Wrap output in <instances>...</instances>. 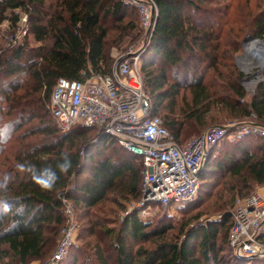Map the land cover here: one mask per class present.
I'll use <instances>...</instances> for the list:
<instances>
[{
    "label": "trees",
    "instance_id": "16d2710c",
    "mask_svg": "<svg viewBox=\"0 0 264 264\" xmlns=\"http://www.w3.org/2000/svg\"><path fill=\"white\" fill-rule=\"evenodd\" d=\"M153 1L157 8L155 25L139 58V69L145 92L152 100L151 115L162 119L174 141L182 145L190 134L184 131L188 123H202L209 113L211 82L208 85L205 81L210 72L217 80H226L227 91L234 95L236 100L227 103L231 112H239L242 118L254 116L264 125V76L244 102L242 74L234 65L242 35L264 42V10L250 21V32L233 33L223 32V13L209 14L194 0ZM44 2H0L4 11L25 12L29 34L37 45L30 49L26 43H14L8 55L0 56V251L6 246L5 253L10 252L21 264L42 258L55 245L65 220L63 198L76 210L87 211L112 196L123 200L140 197L142 164L138 156L124 152L116 140L96 127L76 125L63 131L50 112L58 79L79 81L89 69L101 75L110 72L114 60L106 55L105 48L130 38L131 32L142 34L138 12L124 0H58L54 14L48 16L42 10ZM4 20L13 27L20 18L16 14ZM110 23L114 24L111 28ZM220 68L230 70L228 76ZM185 90L191 101L184 104L182 100L183 108L176 113L178 98ZM36 120L38 125L16 136ZM90 132L96 134L92 139L86 138ZM35 136L40 139L29 145L26 139ZM252 137L256 136L238 139L233 150L239 157L229 158L226 170L235 176L246 171L247 181L264 187V144L255 150L262 154L260 157L241 147L250 144ZM205 169L199 175L201 185H207L204 182L209 179L208 163ZM193 202L177 210L191 208ZM231 226V214L226 213L218 221L191 229L177 245L162 242L171 226L155 228L137 211L126 216L117 234L110 232V246L116 264H210L217 261L221 235L224 243L227 239L232 262L260 261L233 256L228 246ZM96 229L90 228L92 235ZM157 239L153 252L140 247L134 250L135 245ZM67 261L76 264V260ZM97 261L109 264L101 254Z\"/></svg>",
    "mask_w": 264,
    "mask_h": 264
},
{
    "label": "built area",
    "instance_id": "2783aa9c",
    "mask_svg": "<svg viewBox=\"0 0 264 264\" xmlns=\"http://www.w3.org/2000/svg\"><path fill=\"white\" fill-rule=\"evenodd\" d=\"M124 2L138 12L143 30L139 46L117 56L108 74H95L89 69L79 81L58 79L51 94L50 112L63 131L76 125L96 127L141 159L137 211L145 214L151 211V206L175 208L197 198L201 168L229 129L210 128L202 136L179 145L162 119L151 115L152 100L144 89L139 58L152 35L157 8L153 0ZM14 39L12 44L19 41ZM236 129V134L242 137L258 133L264 138V125H240ZM62 205L66 213L60 235L62 242L50 264H58L66 258L71 246L70 235L77 230L71 215L75 211L74 204L63 198ZM230 214L228 246L233 256L240 260H264V187L257 188L247 198L237 199Z\"/></svg>",
    "mask_w": 264,
    "mask_h": 264
},
{
    "label": "rangeland",
    "instance_id": "374dc122",
    "mask_svg": "<svg viewBox=\"0 0 264 264\" xmlns=\"http://www.w3.org/2000/svg\"><path fill=\"white\" fill-rule=\"evenodd\" d=\"M2 1L4 0H0V2ZM57 1L58 0H45L42 5V10L47 13L48 16H52L55 12ZM194 1L199 8L206 10L209 14L214 13L219 16L218 12H221L225 15L222 19L223 32H250V21L256 14L264 10V0ZM16 14L20 20L15 26L12 25L13 27H11L9 23L4 20V18L7 16L11 18ZM204 14L205 13L199 16L203 18L205 17ZM128 20L129 19H126L124 23ZM113 25V23H110L108 27L111 28ZM25 32L26 34H23ZM137 33L138 32H131L130 38H125L119 44L114 43L107 45L105 48L106 55L114 60L117 56L124 53L128 49H136L139 46V40L142 35H137ZM15 37L19 40L17 43H26V46L30 49L37 48V45L33 43V39L29 34L27 15L25 12L21 10L12 11L10 9L4 11L0 6V56L8 55L7 51H9V48L12 46L11 40L14 41ZM246 37L251 36L242 35L239 39V43H241ZM239 48V52H237L234 56V65L237 71L242 74V81L240 85L246 93V98L244 100V102H246L252 95L256 85L263 80L264 69L262 70L257 65L256 61L246 62L243 60L245 56V48L241 45ZM220 71L225 76H228L230 72V70L225 68H220ZM209 82H211V88L209 90L210 111L202 123H188V125L184 128V131H189L190 134L184 140L182 145L187 144L194 138L202 136L208 129L214 127L229 129L228 133L224 135V138H227L215 149L212 155H208L206 158L201 172H206L205 165L208 163L209 168L211 169L210 172L207 173L209 179L204 182L207 183V185H201L198 196L192 203L191 208L179 211L177 210L178 207L162 208L151 206V211H147L145 214H140L141 219L151 220L152 226L155 228L160 229L168 227V225L171 226V229L164 237L165 240H162V242L170 241L177 245L182 243L185 233L201 224L204 225L206 222L218 221L222 215L231 212L237 199H244L251 196L259 187L252 181H247L248 174L246 171L242 172L240 176H235L234 174L229 173L226 170V163L231 157L234 159L239 157L236 153H234L235 150H233V146H236L239 142L238 139L242 137L239 136L238 133L236 134V131L238 130L236 128H239L240 125L263 126V123L257 122L254 116L242 118L240 117L241 114L239 112H231L228 109L227 103L236 99L232 93L227 91L225 86L226 80H217L213 73L210 72L205 83L209 85ZM178 100L179 102L176 107V113L179 109L181 110L183 108V103H190L191 95L189 91H182ZM182 100H184L183 103ZM35 125H38V120L25 125L16 136H20L23 132H28ZM251 131L255 132L252 129ZM253 135L256 137L250 138V144H244L241 147L242 149L249 151L250 154L260 157L262 154L255 152V150L257 147L262 146L264 141L259 139L260 135L258 133ZM95 136V133L90 132L86 138L92 139ZM39 139L40 137L35 136L31 139H26V141L29 142V145H32ZM122 150L127 152L125 149ZM139 203L140 197L138 199L128 198L123 200L117 196H112L108 201H105L87 211L76 210L74 206L75 211L71 213V215L73 216L77 230L70 235L71 246L68 249L69 254L67 253L68 258H70H67L63 264H68L69 261L67 260H76V264H99L97 261V256L99 254L106 257L109 264H116V254L110 246L109 234L110 232L115 234L119 232L121 224L126 216L137 212ZM63 215L66 217V213L63 212ZM93 223H97L98 225H94ZM63 226L64 223L58 231V237L55 245L52 246V248H50L42 258L33 260L28 264H50L52 257L62 242L60 235ZM91 227H97L94 231V235H92L90 230ZM158 242L159 241L157 239V241L138 244L134 246V250L140 247L148 252H153L155 245ZM226 242L227 239L224 243L223 238L219 235V241L217 243V261L210 264H235L230 259ZM1 250L5 251H0V264H21L19 260L16 259L10 252L5 253L8 250L6 246H2ZM195 256L198 257V254L195 253ZM61 262L58 264H61ZM236 264H264V260Z\"/></svg>",
    "mask_w": 264,
    "mask_h": 264
},
{
    "label": "water",
    "instance_id": "95a60500",
    "mask_svg": "<svg viewBox=\"0 0 264 264\" xmlns=\"http://www.w3.org/2000/svg\"><path fill=\"white\" fill-rule=\"evenodd\" d=\"M249 44H253V50H254L255 54L252 56L246 52V48L248 47ZM241 46L243 48H245V56H244L243 60H247L246 58L248 57L250 62L256 61L257 65L263 70V68H264V44H263V42L261 43L260 40L254 39L252 37H246L242 41ZM260 55H262V56L260 57Z\"/></svg>",
    "mask_w": 264,
    "mask_h": 264
},
{
    "label": "bare ground",
    "instance_id": "6f19581e",
    "mask_svg": "<svg viewBox=\"0 0 264 264\" xmlns=\"http://www.w3.org/2000/svg\"><path fill=\"white\" fill-rule=\"evenodd\" d=\"M262 42V41H261ZM246 52L249 54V55H254L255 53H254V50H253V44H249L248 45V47L246 48ZM262 55H260V57H261ZM247 60H245L246 62L247 61H249L250 62V60L248 59V57L246 58ZM261 64V63H260ZM264 69V68H263Z\"/></svg>",
    "mask_w": 264,
    "mask_h": 264
}]
</instances>
